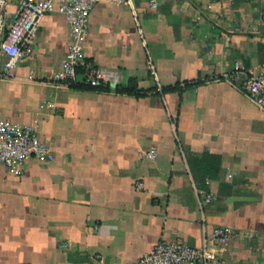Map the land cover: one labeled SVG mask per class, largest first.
Returning a JSON list of instances; mask_svg holds the SVG:
<instances>
[{
    "label": "crops",
    "instance_id": "1",
    "mask_svg": "<svg viewBox=\"0 0 264 264\" xmlns=\"http://www.w3.org/2000/svg\"><path fill=\"white\" fill-rule=\"evenodd\" d=\"M133 6L95 3L84 58L100 81L135 78L144 94L56 80L69 41L56 11L16 76L0 79V119L37 125L48 146L43 159L0 164V264H128L159 240L200 246L220 225L232 235L208 244L218 264H264V109L242 90L248 69L264 71L259 2ZM198 78L182 94L160 92ZM205 151L219 166L202 188L191 161ZM205 191L213 198L201 205Z\"/></svg>",
    "mask_w": 264,
    "mask_h": 264
},
{
    "label": "built area",
    "instance_id": "2",
    "mask_svg": "<svg viewBox=\"0 0 264 264\" xmlns=\"http://www.w3.org/2000/svg\"><path fill=\"white\" fill-rule=\"evenodd\" d=\"M99 0H0V79L16 76L15 68L24 58L32 54L34 39L46 15L56 11L65 19L69 28V41L62 61L54 78L59 82H75L79 71L81 80L97 85L103 70L89 60H85L84 44L91 9ZM131 7L133 0H108ZM260 4V18L264 25V0ZM152 4L156 0H151ZM13 9H9V5ZM137 29L142 35V27L137 20ZM149 64H153L149 56ZM242 90L257 105L264 109V71L248 69ZM48 146L41 140L37 125H19L0 119V164L7 168L22 164L29 156L43 159ZM156 150L151 148L143 153L144 158L152 159ZM141 181L134 182L135 190L143 189ZM211 191H205L200 204L212 200ZM232 235V229L226 225L215 226L204 235L200 246L191 245L180 239L159 240L153 248L141 254L128 264H218V254L209 247V243L222 245Z\"/></svg>",
    "mask_w": 264,
    "mask_h": 264
},
{
    "label": "trees",
    "instance_id": "3",
    "mask_svg": "<svg viewBox=\"0 0 264 264\" xmlns=\"http://www.w3.org/2000/svg\"><path fill=\"white\" fill-rule=\"evenodd\" d=\"M203 79L176 81L173 84L162 85L161 93L176 91L179 94L185 90L186 87L198 85L202 83ZM70 85L79 88H92L99 90H113L120 93H129L134 95H142L146 90H142L136 84L135 78H130L127 83H114L99 81L97 85H90L84 81L70 82ZM192 168L195 170V177L198 184L202 188H207L206 178H214L218 174L219 156L216 153L205 151L201 155H196L191 161Z\"/></svg>",
    "mask_w": 264,
    "mask_h": 264
}]
</instances>
